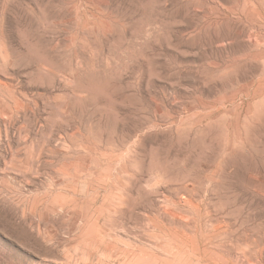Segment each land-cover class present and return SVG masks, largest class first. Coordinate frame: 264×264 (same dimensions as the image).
<instances>
[{
  "label": "rangeland",
  "instance_id": "374dc122",
  "mask_svg": "<svg viewBox=\"0 0 264 264\" xmlns=\"http://www.w3.org/2000/svg\"><path fill=\"white\" fill-rule=\"evenodd\" d=\"M0 264H264V0H0Z\"/></svg>",
  "mask_w": 264,
  "mask_h": 264
}]
</instances>
